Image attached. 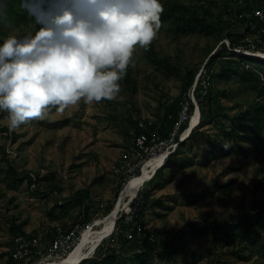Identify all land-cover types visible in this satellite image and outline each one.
<instances>
[{
  "label": "rangeland",
  "instance_id": "374dc122",
  "mask_svg": "<svg viewBox=\"0 0 264 264\" xmlns=\"http://www.w3.org/2000/svg\"><path fill=\"white\" fill-rule=\"evenodd\" d=\"M172 2L190 5L199 14L209 9L214 16L207 23L212 25L213 33L184 28L176 31L171 22L160 20L149 48L145 51L137 47L133 53L127 70L134 83L128 86L123 77L115 99L90 105L81 101L63 112L53 107L44 119L31 120L12 131L8 113L0 110V264H9L13 218L17 224H24L23 235L39 238L42 247L48 246L57 228L69 231L77 226V243L87 229H100L97 220L114 209L120 191L132 178L127 170L134 163L133 158L127 162H122V158L128 155L137 135L136 122L147 118L159 121L164 106L178 102L184 92V97L195 96L197 105L193 104L190 113L193 117L199 108L193 93L198 90L196 83L204 77L210 58L222 45L231 47L229 35L238 42L234 52L264 60V30L253 32L242 21V16L250 14L245 0H160L163 6ZM8 20L10 27L0 24V37L10 31L21 36L40 28L30 18L16 17L10 10ZM163 58L174 74L162 67ZM221 67L218 61L211 65L210 85L213 108L216 104L223 107L227 117L207 118L202 123L200 119L179 153L153 173V179L145 182L137 194L145 202L139 219L147 233L157 235L158 252L168 244L181 247L169 264L264 263L260 242L241 243L235 233L241 216L264 206V134L257 140L254 126L239 137L230 136L231 118L256 99L263 98L264 102V95H260L261 88L242 81L239 69L234 67L229 77H222ZM255 68L253 63L245 64L246 70ZM187 73L194 76V83L186 89ZM223 91L227 96L219 95ZM261 114L259 121L264 127ZM7 162L15 165L18 177L6 173ZM27 177L35 183L32 190L27 187ZM36 188L39 192H34ZM84 197L88 198L85 205L90 207L87 220L83 208L76 203ZM131 211L133 206L129 211L122 209L116 222ZM204 225L222 227L226 235L213 240L210 235L195 237L190 233L189 227ZM260 228L264 241V228ZM109 236L77 264H96V252L106 242L127 252L128 243L122 242L115 232ZM193 254L195 263L191 261ZM125 258L124 264H130L129 254ZM154 258V264H162L157 253ZM63 259L44 254L27 264Z\"/></svg>",
  "mask_w": 264,
  "mask_h": 264
},
{
  "label": "clouds",
  "instance_id": "9594fccd",
  "mask_svg": "<svg viewBox=\"0 0 264 264\" xmlns=\"http://www.w3.org/2000/svg\"><path fill=\"white\" fill-rule=\"evenodd\" d=\"M0 24L10 27L8 0ZM39 30L0 37V110L9 130L63 112L113 100L137 47L149 48L160 27V0H22Z\"/></svg>",
  "mask_w": 264,
  "mask_h": 264
},
{
  "label": "trees",
  "instance_id": "16d2710c",
  "mask_svg": "<svg viewBox=\"0 0 264 264\" xmlns=\"http://www.w3.org/2000/svg\"><path fill=\"white\" fill-rule=\"evenodd\" d=\"M236 1V0H234ZM22 0H8V11H13L16 17H28L27 12H25L21 7ZM239 3L238 1H236ZM246 9L249 11V16L244 15L242 16L243 23H246L250 30L253 32H257L260 29H264V23H262L257 17H255V11L263 10L264 11V0H245ZM2 7L3 5L0 4ZM203 8V7H202ZM201 12V11H200ZM213 13L209 9L202 10L199 14L198 10H194V8L187 4H178V3H167L163 6V11L160 14V20L164 22H171L172 26L175 28L176 31L184 28L186 30H204L210 31L213 33V27L210 22L207 23L208 19L213 18ZM39 27L40 25L37 24ZM38 27V28H39ZM231 40V47L226 48L223 44L221 49L215 53L211 58L209 65L207 64V70L204 77L199 79L196 83L198 86V90H194V95L196 93L197 103L199 105V111L201 116V123L207 119L212 118L215 120L225 118L227 115L225 114V109L219 105H215L213 108V92L210 85V81L212 78L211 74V65L218 61L221 67V74L222 77H227L229 72L232 73L235 70L239 69L242 81H248L255 85L256 88H261L260 95H264V60L255 57H249L244 54H238L233 51V48L237 46V40L233 39L228 36ZM153 56V54H152ZM253 63L257 70H246L245 64L246 63ZM160 63L162 67L168 74H174V69L169 67L166 59H161ZM125 82L128 86L134 83L133 79L131 78L129 71L126 70ZM205 80V78H208ZM229 77V76H228ZM194 83V76L190 73L185 75V87L191 88ZM219 94V92H218ZM185 92L179 96L178 102L176 103H168L163 108V114L159 121L155 120V124L160 128L162 135L166 136L172 130L174 124L177 122L178 113L181 111L183 105L187 102L189 103L190 112L193 109V104L191 102L190 97H184ZM220 96H227V92L223 91L219 94ZM195 97V96H194ZM185 100L184 103L181 100ZM263 98L260 100H254L251 102L246 109L240 110L237 115L231 118V122L233 125V130L230 134L232 137H239L240 133L245 130H251V127L255 126L257 131L256 139L259 140L261 135L264 134V127L260 124L259 119L261 120V113L264 114V102L262 101ZM181 102V103H180ZM215 102V101H214ZM261 114V115H260ZM132 124H135L132 120H130ZM137 128V122L135 124ZM187 128V125L183 126V129ZM194 132V131H193ZM192 132V134H193ZM245 133V132H244ZM191 137V136H190ZM186 143V142H185ZM181 144L178 148L176 154L179 153L184 144ZM174 154L172 157H174ZM166 162L168 163L171 158ZM6 173L12 177H18L19 173L15 167V165L11 162H7L6 165ZM157 171H160L157 170ZM156 171V173H157ZM155 173V174H156ZM153 179V178H152ZM151 179V180H152ZM150 180V181H151ZM35 186L34 181L27 177V187L29 190H32ZM260 188L259 185L256 186V190ZM34 192H39L36 188ZM141 207L137 212V220L141 223V209L143 208L145 202L143 196L138 198ZM88 201L87 197H84L82 200H76V203L79 204L83 208L84 217L87 220V217L90 213V207L86 206L85 203ZM110 212V210H109ZM142 225V224H141ZM23 226L24 224H17L15 219L13 218L12 227L10 229V234L13 235L14 239L18 236H25L23 235ZM143 226V225H142ZM232 226V225H231ZM235 226L239 229L237 230L236 237L239 238L241 243L243 242H250L257 244L260 242L261 247V254L264 255V241L261 228H264V206L259 207L254 212L248 215L241 216ZM128 226L124 224L123 220H119L116 222V229H125ZM190 233L195 237H207L211 236L213 240H218V235H226L225 229L222 227H215L211 225H204L198 227H189ZM155 241H150L148 237L139 238L136 237L132 241L126 240L124 237L120 236L119 238L122 239V242L128 243L127 252H121L118 250L116 246L113 244H108L106 242L100 248H98L95 256L96 264H124L126 261V254H129V261L130 264H154V253H157L158 257L161 260L162 264H169L173 262L175 256L181 250V247H172L171 244L166 245L165 249L162 252H158V238L155 233ZM228 237V235L226 236ZM257 239V240H256ZM262 239V240H260ZM14 241V240H13ZM13 246V244H12ZM100 246V245H99ZM237 254V252H236ZM193 259L191 260L193 263L196 262V256L193 254ZM13 262L12 254L9 256V264ZM220 263V262H219ZM264 264V263H263Z\"/></svg>",
  "mask_w": 264,
  "mask_h": 264
},
{
  "label": "built area",
  "instance_id": "2783aa9c",
  "mask_svg": "<svg viewBox=\"0 0 264 264\" xmlns=\"http://www.w3.org/2000/svg\"><path fill=\"white\" fill-rule=\"evenodd\" d=\"M236 1L239 3L242 2V0ZM255 17L264 23L263 10L255 11ZM190 99L192 104H195L196 106L197 104L194 96ZM190 113L189 103L186 102L181 111L178 113L177 122L166 136L162 135L161 130L155 124L156 122L154 119L147 118L138 120L137 135L133 140V144L128 152V155H125L122 158V162H127L131 159V157L134 161L132 166L127 170V175L130 176V174H132V178H134L137 172L140 169H143L144 166H146L153 158L163 156V163L158 170L161 169L170 157L177 153L179 146L189 139L192 131H190V128L183 129V126L191 123L192 117L190 116ZM131 206H133V211L128 214L121 215L120 218H118V220H123L124 224L127 225L128 228L116 229L115 226L113 230L115 235L122 236L128 241H132L136 237H148L150 241H155L153 232L147 233L146 229L137 220L136 214L141 207L137 196L132 200L130 207ZM55 232V236L46 247H42V243L37 237H16L12 246L11 254L13 262L11 264H27L30 259L41 258L44 254L59 256L62 258L69 256L78 244L77 226L73 229L71 228L69 231L57 228Z\"/></svg>",
  "mask_w": 264,
  "mask_h": 264
},
{
  "label": "bare ground",
  "instance_id": "6f19581e",
  "mask_svg": "<svg viewBox=\"0 0 264 264\" xmlns=\"http://www.w3.org/2000/svg\"><path fill=\"white\" fill-rule=\"evenodd\" d=\"M199 121L200 113L196 111L190 123V130L195 128ZM163 159V156L153 158L146 166H144L140 175L131 178L124 185L120 191L119 200L114 209L106 217L97 220L96 225H98L100 229H87L69 256L63 260L54 261L48 264H77L79 261L88 258V255L94 252L99 243L113 232L118 213L122 209H125L126 211L130 210V204L139 193L140 187L153 177L152 174H155L158 168L161 167Z\"/></svg>",
  "mask_w": 264,
  "mask_h": 264
},
{
  "label": "water",
  "instance_id": "95a60500",
  "mask_svg": "<svg viewBox=\"0 0 264 264\" xmlns=\"http://www.w3.org/2000/svg\"><path fill=\"white\" fill-rule=\"evenodd\" d=\"M196 111H198V112L200 113V111H199V108H198V107H197Z\"/></svg>",
  "mask_w": 264,
  "mask_h": 264
}]
</instances>
